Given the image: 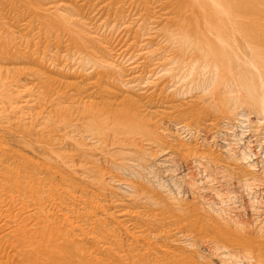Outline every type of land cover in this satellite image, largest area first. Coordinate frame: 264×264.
Wrapping results in <instances>:
<instances>
[{
    "label": "rangeland",
    "instance_id": "1",
    "mask_svg": "<svg viewBox=\"0 0 264 264\" xmlns=\"http://www.w3.org/2000/svg\"><path fill=\"white\" fill-rule=\"evenodd\" d=\"M175 1L0 0V264H130L131 255V264H256L264 257L263 115L246 108L242 93L219 96L200 53V18L211 0ZM247 5L264 24L262 0ZM42 193L77 206L71 222L91 224L87 216L97 212L102 232L65 236L41 227V236H17L22 223L5 221L7 201L23 202L27 213L43 206ZM81 197L91 203L85 211ZM64 206L40 208V216L64 227Z\"/></svg>",
    "mask_w": 264,
    "mask_h": 264
},
{
    "label": "bare ground",
    "instance_id": "2",
    "mask_svg": "<svg viewBox=\"0 0 264 264\" xmlns=\"http://www.w3.org/2000/svg\"><path fill=\"white\" fill-rule=\"evenodd\" d=\"M167 1H169V0H167ZM173 1H175V0H173ZM180 1H182V0H179V2L177 1V5H178V3H180ZM191 1V0H190ZM197 1H199V0H197ZM125 2V1H124ZM130 2V1H129ZM161 2V1H160ZM165 2V1H164ZM170 2H171V0H170ZM176 2V1H175ZM183 2V1H182ZM181 2V3H182ZM192 2V1H191ZM202 3H205L204 1H201ZM167 3V2H166ZM128 4V3H127ZM161 4H163V2H161L160 3V5ZM172 4V3H171ZM173 4H174V2H173ZM198 4V3H197ZM159 5V6H160ZM177 5H176V3H175V6L177 7ZM183 5V4H182ZM181 5V6H182ZM186 5V4H185ZM191 5V4H190ZM190 5H187L188 6V9H190V7L192 8V5L190 6ZM262 5H263V8H262V11H263V13H264V0H262ZM168 6H170V5H168ZM190 6V7H189ZM196 6H198V5H196L195 4V7ZM199 6H200V4H199ZM202 6H204V5H202ZM206 6V5H205ZM204 6V7H205ZM161 7H163V6H160V8ZM173 7V6H172ZM172 7H169V8H171L170 10L172 11ZM194 7V6H193ZM194 7V8H195ZM204 7H203V9H204ZM159 8V9H160ZM178 8V7H177ZM184 8H185V6H184ZM202 8V7H201ZM201 8L199 9L200 11L199 12H201ZM198 9L196 8V11H198ZM177 10V9H176ZM191 10V9H190ZM190 10H188V12L187 13H189L190 12ZM205 10V11H204ZM203 10V13H204V15H203V17L201 16V18H200V25H201V29H202V34L200 35V40H201V44H202V49H204V50H202L203 52H200L201 54L203 53V57H207V58H209V64L210 65H208V66H211L213 69H214V71H215V75H214V78L216 77V75H217V77H216V79L218 80V84H217V89H218V91H223V94L222 93H220L221 95H219V96H221V98H222V100L223 101H225V98H226V96H228L230 93H233L234 94V92H237V93H239L240 95H246L247 97H248V104H246V108L248 109V110H254L256 113H259L260 115H263V118H264V24H262L261 23V21L259 20V19H257V18H254L252 15H250V14H248V5H247V0H211L210 1V3H207V6H206V8ZM160 11H161V9H160ZM178 11V10H177ZM179 11H180V6H179ZM172 12H174L172 15H174L175 16V14L177 13L176 11H172ZM176 12V13H175ZM183 12V11H182ZM140 13V12H139ZM164 13V12H163ZM185 10H184V15H185ZM186 13V14H187ZM202 13V12H201ZM183 14V13H182ZM200 14V13H199ZM181 15V14H180ZM189 15V14H188ZM137 16H139V14L137 15ZM171 16V15H170ZM193 16V15H192ZM140 17V16H139ZM171 18H172V16H171ZM174 18V17H173ZM172 18V19H173ZM138 19V18H137ZM176 19V18H175ZM179 17L177 18V22L176 23H178V21H180L181 22V20L179 19ZM188 19L190 20V17H188ZM174 20V19H173ZM183 20H185V18L183 19ZM170 21V20H169ZM186 21V20H185ZM141 22V21H140ZM171 22H173L172 20H171ZM175 22V21H174ZM180 22H179V24H180ZM188 22V21H187ZM195 22H196V19H195ZM189 23H191L190 21H189ZM197 23H198V21H197ZM172 24V23H171ZM182 24V23H181ZM180 24V25H181ZM187 24V23H186ZM177 25V24H176ZM185 25V24H184ZM183 25V26H184ZM198 25H199V23H198ZM172 26V25H171ZM182 26V27H183ZM174 27H176V26H174ZM179 27V25H177V28ZM188 27V26H187ZM186 27V28H187ZM197 27V26H196ZM184 28V27H183ZM186 28H184L185 29V31H186ZM190 28V26L188 27V29ZM179 29V28H178ZM178 29H176V30H178ZM190 29H192V24H191V28ZM198 29H199V27H198ZM175 30V29H174ZM175 30V31H176ZM180 31H182V30H180ZM184 31V30H183ZM193 31V30H192ZM187 32H188V30H187ZM194 32V31H193ZM171 33V32H170ZM173 33V32H172ZM184 34H185V32H183ZM189 33H191V32H189ZM195 33V32H194ZM174 34H175V32H174ZM176 34H178V33H176ZM175 34V35H176ZM183 34V35H184ZM187 34V33H186ZM193 36H194V34L193 33H191ZM172 35V37L174 36L173 34H171ZM190 35V34H189ZM182 36V35H181ZM186 36H188V35H186ZM186 36H185V39H186ZM175 37V36H174ZM189 37V36H188ZM187 37V38H188ZM176 38V37H175ZM174 38V39H175ZM192 38V37H191ZM177 39V38H176ZM194 39V38H193ZM173 40V39H172ZM189 39H187V41H188ZM192 40V39H191ZM188 44H190V42L188 43ZM192 44H193V42H192ZM191 44V45H192ZM190 49H191V47H189ZM192 52V51H191ZM193 53V52H192ZM191 56H192V54H191ZM202 57V58H203ZM191 60V59H190ZM197 60V63H198V59H196ZM206 60H208V59H206ZM196 63V64H197ZM206 64V63H205ZM205 64H203L202 65V68L203 67H205L204 65ZM190 69H191V67H190ZM209 69V68H208ZM199 70V69H198ZM202 70V69H201ZM210 70V69H209ZM206 71V70H205ZM204 71V72H205ZM213 71V70H212ZM204 72H203V75H204ZM211 73V72H210ZM213 74H214V72H212ZM201 75H202V72H201ZM207 76V75H206ZM205 76V77H206ZM212 76V75H211ZM210 76V77H211ZM201 78H202V76H201ZM211 80V79H210ZM248 80L249 81H252L253 83H249L248 82ZM203 81V80H202ZM212 81V80H211ZM214 81H215V79H214ZM98 83V82H97ZM96 83V84H97ZM210 83H212V82H210ZM91 83H89L88 85H90ZM95 83H94V85H90L91 87H93V86H95L96 85ZM214 84V83H213ZM202 86V85H201ZM87 87V86H86ZM90 87V88H91ZM196 87V86H195ZM210 87V86H209ZM89 88V87H88ZM87 88V89H88ZM204 88V87H203ZM85 89V88H84ZM87 89L85 90V91H87ZM100 89V88H99ZM216 89V88H215ZM91 90H94L95 91V89H90V91ZM105 90V89H104ZM78 91H80L79 89H78ZM81 91H84L83 90V88H82V90ZM112 91V90H111ZM89 92V91H88ZM98 92V91H97ZM110 92V91H109ZM83 93L84 92H82L81 94L83 95ZM213 93V92H212ZM242 93V94H241ZM85 95H86V92L84 93ZM89 94V93H88ZM90 94H91V92H90ZM89 94V95H90ZM96 94V93H95ZM97 94H99V93H97ZM96 94V95H97ZM110 94H114V92L112 93V92H110ZM219 94V93H218ZM226 94H228V95H226ZM232 94V95H233ZM85 95H83V96H85ZM223 95H226V96H223ZM231 95V96H232ZM87 96V95H86ZM98 96V95H97ZM115 96V95H114ZM216 96V95H215ZM218 96V97H219ZM231 96H230V98H228V99H231ZM234 96H236V95H234ZM225 97V98H224ZM240 99H241V96H240ZM232 100V99H231ZM215 101H218V100H215ZM236 100H234V102H235ZM107 107V106H106ZM220 107V106H219ZM222 108V107H221ZM241 108V107H240ZM240 108H239V110H240ZM136 110V109H135ZM134 110V111H135ZM245 110V109H244ZM138 111V110H137ZM136 111V112H137ZM238 112H240V111H238ZM244 112V111H243ZM245 113V112H244ZM134 114V113H133ZM240 114V113H239ZM241 115V114H240ZM238 117V116H237ZM242 117V118H241ZM239 118H241V121H242V123L245 121V122H248V118H247V116L246 115H241ZM251 119V118H250ZM215 120V119H214ZM230 120V119H229ZM229 120H226V122L227 123H229L228 121ZM264 120V119H263ZM190 121V120H189ZM225 122V123H226ZM237 122V121H236ZM251 122V121H250ZM210 125V124H209ZM239 125H240V123H239ZM243 125V124H242ZM223 127V126H222ZM243 126H240V128H242ZM224 128V127H223ZM234 126L233 125H231V124H229V125H226L225 126V129H227V130H231V132H232V134L231 135H233V137H238V139H237V143L238 142H240V141H242V136H236V133H235V130H234ZM239 128V127H238ZM224 131V130H223ZM243 134V133H242ZM264 134V133H263ZM234 141V140H233ZM236 143V144H237ZM237 146V145H236ZM245 146V145H244ZM246 147H247V145H246ZM249 147V146H248ZM248 147L247 148H245L244 147V149H246V151L245 152H247V150H248ZM250 148V147H249ZM243 151V150H242ZM250 151V149L248 150V152ZM2 153V152H1ZM3 154V153H2ZM242 155H240V156H242V157H244L245 158V156H246V153H244V152H242L241 153ZM209 156V155H208ZM239 156V157H240ZM248 156V155H247ZM250 157H251V154L249 155ZM248 156V157H249ZM210 157V156H209ZM248 157H246L245 159H248ZM242 160H245V159H243V158H241ZM199 177V176H198ZM16 183V182H15ZM126 184V183H125ZM16 185H18V184H16ZM16 185H14L15 186V188H16V190H17V186ZM191 185V184H190ZM129 185H127V187H128ZM12 187H10V189H11ZM12 189H14V188H12ZM73 189V188H72ZM15 190V189H14ZM15 190V191H16ZM130 190V189H129ZM66 191H71L70 193H72V191L73 190H71V189H69V190H67L66 189ZM84 191V190H83ZM79 193L80 191H76V193ZM133 192V191H132ZM77 193V194H78ZM44 194H48V193H42V195L44 196ZM51 195H52V193H50ZM49 194V195H50ZM77 194H70V196L73 198L74 196L73 195H75V197L74 198H76L77 197ZM80 194H82V193H80ZM85 194V193H84ZM45 195V197H41V199H43L42 201L43 202H41L42 204H43V206L41 207L40 206V204H39V206H37V207H34L33 209H31L29 212H27V213H25V212H22V211H26L25 210V206H24V203L23 202H19V201H15V200H11L10 198H9V201H7L8 203H9V210H8V212H7V214H6V216H5V221L9 224V225H11V226H17L19 223H22L21 224V226L19 225L16 229H15V233H16V235L17 236H21V235H23V234H25V233H29V231L30 230H32V232H31V234H30V238H33V237H36V236H41V234H43V230H42V228L41 227H51V228H53V229H56L57 230V232H58V234L59 235H67L69 232H71L72 233V231L73 230H75V229H78V231L80 230H84V229H86V230H88L89 231V229H93L94 228V232H96L95 230V228H98V226L97 225H101V223H102V225H103V221H102V219H101V221L102 222H100V217H99V219H98V217L96 216V213L97 212H93L92 210H94V209H92L91 211L94 213L93 215L91 214V216L89 215V217L87 216V214L85 213V212H83L86 216H87V219H90V218H92L91 219V224L88 222V221H86V222H88V223H86V222H76V221H79V220H77V213H78V209L76 210V207L74 208V207H70V210L69 209H66L65 207L66 206H64L63 204H60V200H59V197L57 196V195H54V197L52 196V198H50V196L49 195H47L46 196ZM41 196V195H40ZM80 196V195H79ZM78 196V197H79ZM81 196H83V195H81ZM93 196V195H92ZM48 197H49V199H48ZM69 197V196H68ZM77 197V199H79ZM84 198H85V196H83ZM82 198V197H81ZM84 199L82 198L81 200H79L80 202H82L81 203V207H80V209L82 210V211H85V208H84V210L82 209L83 207H82V205L84 206V207H87L88 209H89V205L91 204V203H89L88 205H87V203H85L84 201H83ZM96 200V199H95ZM101 200V199H100ZM217 200V199H216ZM78 202V201H77ZM91 202L93 203V201L91 200ZM96 203H98V202H96ZM1 204V203H0ZM6 204V203H5ZM5 204L3 205V206H0V213L1 214H4V207H5ZM99 204H101V202L99 203ZM50 205V206H49ZM61 205L62 206H64V207H62V208H64L63 210L64 211H66L67 213V215H69V216H67V217H65V218H69L70 217V222H68V223H66L65 221V223H66V225L64 226V227H59V226H57L56 225V223L55 224H53L54 222H50L49 220L50 219H47V218H41V214H43V213H40V212H42L41 210H40V208H43V209H48V208H50L51 210H54V212L58 209V208H60L61 207ZM79 205V204H78ZM102 205V204H101ZM80 206V205H79ZM78 206V207H79ZM92 207H93V205H91ZM91 207V208H92ZM95 207V206H94ZM93 207V208H94ZM6 208V207H5ZM12 208V211L10 210ZM61 208V209H62ZM68 208V207H67ZM71 208H74L73 210L71 209ZM49 209V210H50ZM60 209V210H61ZM66 209V210H65ZM88 209H86V211L88 210ZM97 209V208H96ZM95 209V210H96ZM48 210V211H49ZM77 212H76V211ZM94 210V211H95ZM100 210V209H99ZM13 211L14 212H17L18 213V215H17V213H14L13 214ZM44 211V210H43ZM59 211V210H58ZM97 211V210H96ZM118 211V210H117ZM50 213H51V211H49ZM53 212V211H52ZM81 212V211H80ZM102 212H103V210H102ZM116 212V211H115ZM119 212V211H118ZM123 212V211H122ZM125 212V211H124ZM57 213H59V212H57ZM61 213V212H60ZM90 213V212H89ZM101 213V212H100ZM106 213H108L107 211H106ZM109 214H110V212H109ZM108 214V215H109ZM111 214H113L114 215V213H111ZM110 214V215H111ZM120 214H121V212H120ZM147 214V213H146ZM52 215H55V214H52ZM51 214H50V216H52ZM75 215H76V217L77 218H75L76 219V221L75 220H73V222H71V220L73 219V218H71L72 216H74L75 217ZM116 215V214H115ZM122 215V214H121ZM62 216H63V214H62ZM61 216V217H62ZM79 216V215H78ZM80 216H81V214H80ZM83 216V215H82ZM118 216H119V214H118ZM147 216V215H146ZM145 216V217H146ZM156 216V215H155ZM45 217V216H44ZM48 217V216H47ZM57 217V215H55V218ZM58 217H60V216H58ZM84 217V216H83ZM82 217V218H83ZM101 218H103V217H101ZM61 219H64L63 217L61 218ZM79 219H80V217H79ZM85 219H86V217H85ZM127 220H128V217L126 218ZM57 220V219H56ZM60 220V219H59ZM82 219H80V221H81ZM124 219H122V221H123ZM126 220V221H127ZM53 221H55L54 219H53ZM62 221V220H61ZM84 221V220H83ZM116 221H118V219L116 220ZM129 221H131V220H129ZM136 221V220H135ZM58 223V222H57ZM61 223V222H60ZM60 223H58V225L60 224ZM79 223H81V224H79ZM105 223V222H104ZM82 224H85L86 225V227L84 226V225H82ZM120 224H121V220H120ZM123 224V226H124V224H127V222L125 223V221H124V223H122ZM122 224H121V226H122ZM189 224V223H188ZM62 226H63V224H61ZM117 225V224H116ZM118 225H119V221H118ZM134 225V224H133ZM105 226V225H104ZM109 226H112V225H110L109 224ZM120 226V227H121ZM138 226V225H137ZM113 227H115V226H113ZM113 227L111 228V230L113 229ZM125 227V226H124ZM128 227V226H127ZM127 227H125V228H127ZM133 227V226H132ZM104 228H107V227H104ZM193 228V227H192ZM191 228V229H192ZM118 230H119V227L117 228ZM117 229H114V230H116L117 231ZM138 228L136 227V230H137ZM85 230V231H86ZM98 230V235L102 232H100L99 233V231L101 230H99V228L97 229ZM104 230V229H103ZM108 230H109V227H108ZM108 230H106V231H108ZM124 230V229H123ZM128 230H130V229H128ZM127 230V232L128 233H131V231H128ZM135 230V229H134ZM133 230V231H134ZM142 230V229H141ZM177 230V229H176ZM84 231V232H85ZM116 231H114V232H116ZM133 231H132V234H133ZM87 232V231H86ZM105 232V231H104ZM118 232H121L120 230L118 231ZM126 232V233H127ZM139 232H140V230H139ZM147 232V231H146ZM151 232V231H150ZM149 232V233H150ZM107 233H109V234H111V232L109 231V232H107ZM83 234V233H82ZM89 234V233H88ZM90 234H92V233H90ZM89 234V235H90ZM104 234V233H103ZM109 234L107 235L106 234V236L105 237H103V238H108V236H109ZM132 234H130V235H132ZM136 234V233H135ZM135 234H133L134 236H136ZM137 234H138V232H137ZM140 234H141V232H140ZM145 234V233H144ZM87 235V234H86ZM93 235V234H92ZM97 235V236H98ZM112 236H113V234H111ZM116 235V234H115ZM118 235V234H117ZM236 235V234H235ZM97 236L95 237V238H97ZM139 235H137L136 236V238L138 237ZM142 237H143V239H145L144 238V236L143 235H141ZM148 236V235H147ZM170 236V235H169ZM233 236V235H232ZM90 237H91V235H90ZM94 237V236H93ZM99 237V236H98ZM102 237H101V240H100V242H103V239H102ZM118 238H120V236H117ZM117 237L114 239L115 241H116V239H117ZM95 238H89V239H94V241L93 242H96V241H98V240H96L95 241ZM132 238H134V237H132ZM235 238H237V237H235ZM234 238V239H235ZM73 239V238H72ZM82 238H80V239H78V240H81ZM98 239V238H97ZM122 239V238H121ZM141 240H142V238H140ZM147 240H148V237L146 238ZM109 240V239H108ZM111 240H113V239H111ZM113 240V241H114ZM119 240V239H118ZM118 240H117V245L119 244V245H121V241L119 240V242L120 243H118ZM229 240H230V238H229ZM237 241H238V239H236ZM241 240H243V239H241ZM73 241V240H72ZM72 241H70V240H68V239H65V240H62L61 242L63 243V244H65V245H70L71 243H72ZM125 241H127L126 239H125ZM129 241V240H128ZM135 241V240H134ZM145 243H147L148 241H145V240H143ZM226 241V240H225ZM228 241V240H227ZM231 241V240H230ZM237 241H235V243L237 242ZM263 241V240H262ZM260 242V244H259V247L260 246H262V244H263V247H264V241L263 242ZM105 242V241H104ZM106 242H109V241H107L106 240ZM122 242H123V240H122ZM130 242V241H129ZM246 243H245V245L247 244V242H250V241H248V240H246L245 241ZM111 243V242H110ZM124 243V242H123ZM123 243H122V245H123ZM139 243V242H138ZM141 243H143L142 241H141ZM148 243H150V241L148 242ZM239 243V241L236 243V244H238ZM254 243L255 242H251V246H252V244L254 245ZM13 244L14 245H20L21 244V242L20 241H17V240H14L13 241ZM106 244V243H105ZM109 244V243H108ZM131 244V243H130ZM129 244V245H130ZM133 244V243H132ZM249 244V243H248ZM255 244H257V242L255 243ZM107 245V244H106ZM116 245V246H117ZM127 245V246H126ZM126 247H127V249H128V243H126ZM135 245V244H134ZM140 244H138V246H139ZM224 245V244H223ZM234 245V244H233ZM102 246V245H101ZM109 246V245H108ZM107 246V247H108ZM110 246H111V244H110ZM114 246V245H113ZM142 246H143V244H142ZM141 245L139 246V247H142ZM149 247H151V245H148ZM258 246V245H257ZM118 247V246H117ZM148 247V248H149ZM225 247H226V245H225ZM253 247V246H252ZM255 247V246H254ZM259 247H257V248H259ZM263 247L261 248V249H263ZM96 248V247H95ZM103 248H106V247H103ZM111 248H112V246H111ZM121 248H122V246H121ZM123 248H124V245H123ZM133 248V247H132ZM132 248H129V249H132ZM145 249H146V247H144ZM246 248V247H245ZM245 248H244V251H246L245 250ZM247 248H249V246L247 247ZM82 249V247H80V250ZM84 249V248H83ZM113 249V248H112ZM111 249V250H112ZM116 249V248H115ZM142 249H143V247H142ZM151 249V248H150ZM250 249H252L251 247H250ZM256 249V248H255ZM260 249V250H261ZM79 250V251H80ZM144 250V249H143ZM224 250V249H223ZM249 250V249H248ZM264 250V249H263ZM262 250V251H263ZM128 251V250H127ZM139 251V250H138ZM138 251H136V252H138ZM147 251V250H146ZM145 251V252H146ZM254 251V250H253ZM252 251V254L251 255H253L252 256V258H254V259H256L255 258V256H256V252L254 253ZM256 251H258L259 252V250L257 249ZM82 252H83V250H82ZM141 252H143V251H141ZM139 253V254H142L143 255V253ZM257 252V253H258ZM131 253V252H130ZM250 253H251V250H250V252L248 251V253L247 254H249L250 255ZM260 253H261V251H260ZM134 254V253H133ZM146 254V253H145ZM149 254V251L147 252V255ZM254 254H255V256H254ZM263 254H264V252H263ZM263 254H261V255H263ZM128 255H131V254H128ZM141 255V256H142ZM246 255V254H245ZM140 256V255H139ZM258 256V255H257ZM129 257H132V258H130L129 260H131L132 259V261H131V263H133L134 262V258H133V255H131V256H128V258ZM138 257V256H137ZM146 257V256H145ZM152 257V256H151ZM260 257V256H259ZM127 258V259H128ZM139 258V257H138ZM137 258V259H138ZM141 258H143V257H141ZM147 258V257H146ZM251 258V259H252ZM262 258V257H261ZM264 258V257H263ZM260 259V258H257V259H260V260H258V262H260V261H262V260H264V259ZM152 258H150L149 260H151ZM139 260H141V259H139ZM253 260V259H252ZM136 261V260H135ZM144 261H146V260H144ZM130 261H128V263H129ZM141 262H143V261H141ZM140 261H138V262H136V263H141ZM147 262V261H146ZM252 262V261H251ZM255 262H257V261H255ZM254 262V263H255ZM256 263V264H259V263ZM90 263V262H89ZM130 263V264H131ZM149 263V262H148ZM262 263H264V261L262 262ZM261 263V264H262ZM95 264V263H94ZM150 264V263H149ZM166 264V263H165ZM167 264H169V263H167Z\"/></svg>",
    "mask_w": 264,
    "mask_h": 264
}]
</instances>
